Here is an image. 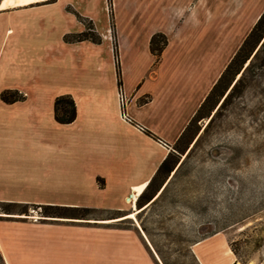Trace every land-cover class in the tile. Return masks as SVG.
I'll list each match as a JSON object with an SVG mask.
<instances>
[{
	"label": "crops",
	"instance_id": "obj_1",
	"mask_svg": "<svg viewBox=\"0 0 264 264\" xmlns=\"http://www.w3.org/2000/svg\"><path fill=\"white\" fill-rule=\"evenodd\" d=\"M4 2L0 205L117 213L90 220L0 213L4 264H157L135 228L112 225L132 218L127 198L143 185L149 190L264 13V0H112L114 29L109 0ZM89 22L99 43L79 39ZM159 34L168 44L158 59L151 41ZM6 90L25 100L4 102ZM64 95L76 103L71 124L55 117Z\"/></svg>",
	"mask_w": 264,
	"mask_h": 264
},
{
	"label": "rangeland",
	"instance_id": "obj_2",
	"mask_svg": "<svg viewBox=\"0 0 264 264\" xmlns=\"http://www.w3.org/2000/svg\"><path fill=\"white\" fill-rule=\"evenodd\" d=\"M263 43L264 38L224 97L214 98L208 115L173 147V171L147 190L146 198L154 196L151 202L112 225L135 228L157 264H264ZM242 76L239 90L224 103ZM129 205L141 209L138 201ZM14 208H28L30 218H48L38 206ZM2 209L8 206L1 204ZM89 214L110 219L117 213Z\"/></svg>",
	"mask_w": 264,
	"mask_h": 264
},
{
	"label": "trees",
	"instance_id": "obj_3",
	"mask_svg": "<svg viewBox=\"0 0 264 264\" xmlns=\"http://www.w3.org/2000/svg\"><path fill=\"white\" fill-rule=\"evenodd\" d=\"M110 3V10H111V18L113 23V11H112V0H109ZM81 18V17H80ZM82 19V18H81ZM115 28L113 23V29ZM264 38V13L252 29L249 36L244 41L243 45L239 49V51L236 53L216 85L214 86L213 90L211 91L210 95L207 97L203 105L201 106L200 110L186 129V131L183 133L179 141L176 143L179 144L185 136L191 131L193 125L196 123V121L206 117L208 115V110H210V104L212 103L213 99L218 97L222 98L226 94L227 90L229 89L230 85L234 81L235 77L240 73V71L243 68V65L246 63V61L250 58L254 50L256 49L257 45L260 43V41ZM80 40H92L95 43H99L101 41L100 36L96 34V29L92 23L89 22L87 25V31L79 36ZM168 44V39L165 35L159 34L155 35L152 38L151 41V50L152 53L157 56L159 59L162 55V52L166 48ZM117 43L115 42V50H116V57H117V75H118V84L122 86V77H121V71L118 61V48ZM264 51V43L262 45L261 50ZM259 56V52L256 54V58ZM243 83V76L236 82L230 93L227 95V97L224 100V103L228 102L239 90V87ZM221 90V91H220ZM1 98L4 102L7 103H14L17 101H23L25 100V96L20 93L17 90H6L2 93ZM150 97L143 98L140 103L144 104L149 101ZM77 116V109H76V103L74 99L70 95H64L60 96L56 99L55 102V117L56 120L61 124H71L76 120ZM145 132L156 138L155 135L145 129ZM175 145V146H176ZM171 157L172 153L166 158V160L163 162V164L160 166L156 176L154 179L150 182L149 188L152 186L154 181L157 177H159L161 174H168L173 171V168L170 166L171 164ZM147 192L144 193L138 200V205L141 209L144 207L147 203L151 202L154 196L146 198ZM146 198V199H145ZM145 202H143L144 200ZM8 206V209H2L4 214H13L14 212H17L14 207L22 206V205H9L4 204ZM26 206V205H24ZM42 208V214H44L45 217L48 218H77L82 220H90L93 218L89 217V213L93 211V209L89 208H73V207H66V206H58V205H34ZM86 215L82 214L85 213ZM81 213V214H80ZM20 215H27L28 214V208L26 210H23L19 212ZM128 216V215H127ZM125 216V217H127ZM125 217H122L120 219H127ZM4 258L3 255L0 252V264H4Z\"/></svg>",
	"mask_w": 264,
	"mask_h": 264
},
{
	"label": "bare ground",
	"instance_id": "obj_4",
	"mask_svg": "<svg viewBox=\"0 0 264 264\" xmlns=\"http://www.w3.org/2000/svg\"><path fill=\"white\" fill-rule=\"evenodd\" d=\"M32 0H5V2L3 3L4 6H7L9 5L10 3H16V4H19V5H24L26 3H29L31 2ZM144 186L143 185L142 187H140L135 193L133 196H130L127 198V202L130 203V204H136L138 199L143 195L144 193ZM134 207V206H133ZM142 209H138V208H135L134 212L130 213L129 216H134L136 214H138L139 212H141ZM101 223H104V222H101Z\"/></svg>",
	"mask_w": 264,
	"mask_h": 264
},
{
	"label": "built area",
	"instance_id": "obj_5",
	"mask_svg": "<svg viewBox=\"0 0 264 264\" xmlns=\"http://www.w3.org/2000/svg\"><path fill=\"white\" fill-rule=\"evenodd\" d=\"M126 101H127V98L125 94L123 93V91L120 90V103H121L122 108H124Z\"/></svg>",
	"mask_w": 264,
	"mask_h": 264
},
{
	"label": "water",
	"instance_id": "obj_6",
	"mask_svg": "<svg viewBox=\"0 0 264 264\" xmlns=\"http://www.w3.org/2000/svg\"><path fill=\"white\" fill-rule=\"evenodd\" d=\"M133 195V194H132Z\"/></svg>",
	"mask_w": 264,
	"mask_h": 264
}]
</instances>
